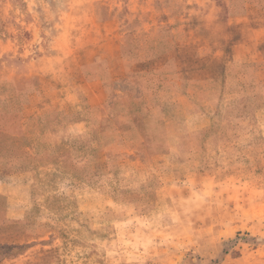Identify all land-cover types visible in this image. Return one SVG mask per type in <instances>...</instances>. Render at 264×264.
I'll list each match as a JSON object with an SVG mask.
<instances>
[{
  "label": "rangeland",
  "instance_id": "1",
  "mask_svg": "<svg viewBox=\"0 0 264 264\" xmlns=\"http://www.w3.org/2000/svg\"><path fill=\"white\" fill-rule=\"evenodd\" d=\"M263 17L0 0V264H264Z\"/></svg>",
  "mask_w": 264,
  "mask_h": 264
},
{
  "label": "crops",
  "instance_id": "2",
  "mask_svg": "<svg viewBox=\"0 0 264 264\" xmlns=\"http://www.w3.org/2000/svg\"><path fill=\"white\" fill-rule=\"evenodd\" d=\"M253 1H264V0H253ZM260 12H263V10H260ZM243 28H242V34L240 37V41L238 45H245L246 48L251 49V48H260V52H261V60H262V64L264 67V17L259 19L258 22L256 23V26H251L250 23L245 22L242 24ZM33 60V59H32ZM25 63V62H24ZM262 67H260L261 69L258 70V72L263 71L264 72V68L262 69ZM258 74V73H257ZM252 88L254 91L256 92H261L263 91L264 94V73L263 75H254L253 79H252ZM93 125L88 122L85 117L78 121V122H74L71 125V129H76L78 132H83L85 130H89ZM1 140H3L0 137V143ZM1 148V146H0ZM8 187L5 186V184H2V180L0 179V193L4 194L7 200H10L9 198V194L7 192ZM12 211H14V213H12V219L10 218V220H14V219H19L20 218V213H19V209L17 207H15V203H14V199L12 201ZM16 210V213H15ZM16 214V215H15Z\"/></svg>",
  "mask_w": 264,
  "mask_h": 264
}]
</instances>
